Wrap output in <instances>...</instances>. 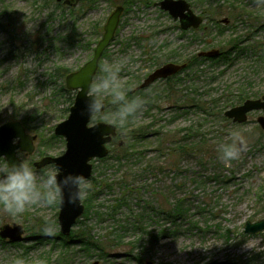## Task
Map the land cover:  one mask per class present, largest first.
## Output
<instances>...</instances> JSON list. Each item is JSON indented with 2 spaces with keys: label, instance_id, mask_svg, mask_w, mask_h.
Instances as JSON below:
<instances>
[{
  "label": "rangeland",
  "instance_id": "1",
  "mask_svg": "<svg viewBox=\"0 0 264 264\" xmlns=\"http://www.w3.org/2000/svg\"><path fill=\"white\" fill-rule=\"evenodd\" d=\"M160 1L86 0L72 7L58 0H0V124L20 119L37 135L35 152L18 154L34 168L42 155L59 156L66 149L65 138L54 133L70 105L58 70L75 71L92 57L117 5L124 11L93 83L105 61L119 65L121 81L128 92H136L166 60L192 59L214 48L225 53L191 62L172 100L164 98L161 80L137 90L147 102L126 134L119 128L108 156L92 160L93 188L72 237L61 234L59 206L33 207L15 219L0 212V227L17 223L25 229L20 242L0 239V264L17 256L26 264H205L214 259L264 264V250H258L264 249V230L245 231L248 220L264 219V128L257 121L264 111L250 112L242 124L224 115L264 95V7L257 8L254 0H187L207 20L204 29L182 31ZM183 101L187 104L178 108ZM111 111L109 106L105 113ZM98 121L108 122L103 116L91 119ZM132 129L145 137L132 142L127 136ZM232 130L241 131L249 149L226 167L216 149L230 141ZM126 142L135 143L129 160L122 158ZM55 168L35 170L43 174ZM44 216L56 220L54 236L40 230Z\"/></svg>",
  "mask_w": 264,
  "mask_h": 264
},
{
  "label": "water",
  "instance_id": "2",
  "mask_svg": "<svg viewBox=\"0 0 264 264\" xmlns=\"http://www.w3.org/2000/svg\"><path fill=\"white\" fill-rule=\"evenodd\" d=\"M64 4L72 6L79 0H61ZM161 9L168 11L174 19H179L182 28H198L203 23V18L197 15L187 0H161L158 2ZM124 10L123 5H117L108 17L104 25V33L97 42L92 57L86 61L78 70L71 71L65 76V84L68 89L76 91L74 103L70 107L68 117L59 122L54 133L63 136L66 140V149L59 156L45 155L34 161V166L41 169L47 165L54 164L61 170V175L83 174L90 178L93 173L92 160L94 158H105L109 154L108 144L115 138L118 128L109 122L98 121L91 123L92 117L87 112L86 93L91 87L97 74L100 60L106 48L113 40L120 23ZM229 22V19H224ZM220 50L217 48L202 51L199 55L217 57ZM184 65L168 63L152 72L140 87H148L153 81L176 73ZM254 110L264 111V95L259 98H248L239 105L228 108L224 115L237 123L248 120V114ZM258 122L264 128V115L258 117ZM36 134H31L22 120H8L0 124V157H5L7 162H19L18 152L24 151L32 154L35 149ZM16 140V143L13 141ZM122 145V142H119ZM58 221L60 231L69 235L73 226L85 212V205H73L65 202L59 206ZM264 230V219L255 222L247 221L245 231L256 233ZM24 227L21 224H4L0 227V239L9 242H20L23 240ZM98 264V262L94 263ZM205 264H240L239 261L211 260Z\"/></svg>",
  "mask_w": 264,
  "mask_h": 264
},
{
  "label": "clouds",
  "instance_id": "3",
  "mask_svg": "<svg viewBox=\"0 0 264 264\" xmlns=\"http://www.w3.org/2000/svg\"><path fill=\"white\" fill-rule=\"evenodd\" d=\"M254 4L257 8L264 7V0H254ZM101 71L103 74L86 93L87 112L93 118L103 116L126 134L127 125L147 101L141 96H128V89L120 79L119 65L105 61ZM109 106L112 111L106 114ZM229 135L230 141L219 144L216 149L217 158L226 167L249 149L248 141L240 130H232ZM17 159L19 162L0 163V212L13 219L23 216L33 207L52 208L65 202L79 205L93 188L91 180L83 174L61 175L59 168L38 174L28 160L21 159L19 155ZM40 230L45 235L54 236L58 231L56 220L44 216ZM11 264H26V261L17 256Z\"/></svg>",
  "mask_w": 264,
  "mask_h": 264
},
{
  "label": "trees",
  "instance_id": "4",
  "mask_svg": "<svg viewBox=\"0 0 264 264\" xmlns=\"http://www.w3.org/2000/svg\"><path fill=\"white\" fill-rule=\"evenodd\" d=\"M86 0H83V2H85ZM232 13H233V11H229V14L230 15H232ZM215 21V20H214ZM215 23L216 24H219L218 23V21L216 20L215 21ZM75 34V33H74ZM72 37H74L73 36V34L71 33L70 34V36H69V39H72ZM234 47V46H233ZM232 47V48H233ZM223 54H225L224 53V51H223V53L221 52V56L223 55ZM220 56V55H219ZM210 59H214V58H210ZM227 60H230V58H226ZM195 60H199V58H198V56L196 55V56H194V58H192L191 59V62H194ZM226 60V61H227ZM61 72V73H60ZM69 72V71H68ZM68 72H66V70H58V73H59V75H62V76H66V74L68 73ZM180 80L182 81V79L180 78ZM178 82H179V79H174L173 81H172V86H166L165 87V89L163 90V92L166 94L165 95V97L164 98H166L167 100H172V99H174V98H172L173 97V94H174V96H176L177 95V92H179V90L177 89V85H178ZM63 90H64V92L66 93V94H69V96H68V101H69V103H70V105H69V107L67 108V110L69 111L70 110V106L73 104V102H74V98H75V94H74V92H73V90H70V89H68L67 87H66V85H64L63 86ZM128 96L129 97H134V96H136V93L135 92H132V91H130V92H128ZM152 100H153V98H152ZM213 101H214V105H216V103L218 102L217 101V99L216 98H214L213 100H212V103H213ZM193 103H195L194 101H192ZM193 103H188V104H190L191 106L192 105H194ZM211 103V102H210ZM211 103V104H212ZM177 105H178V108H182L183 106H184V104H187L186 103V101H183V102H181V103H176ZM153 105V104H152ZM152 105H151V107H152ZM188 107V106H187ZM184 108V107H183ZM206 110H205V112H207L208 114L209 113H212L213 111L211 110H208L207 108H205ZM24 122V124L26 125V121H23ZM143 131H141V130H138V129H135V130H130L129 132H127V136L128 137H131V141L133 142V141H135V140H138L139 138L141 139V138H143V137H145V133H144V135H143ZM166 136H167V133H166ZM168 137H170V135L168 136ZM163 138H165L164 136H163ZM172 138V137H171ZM170 139V138H169ZM164 140V139H163ZM163 140H162V142H163ZM167 140V139H166ZM119 144V143H118ZM135 143H130V144H127V142H126V144L125 145H127V146H125L124 147V154L122 155V158H124V157H126V158H128V160H129V158H131L132 157V155H133V152H132V147H133V145H134ZM184 150H185V148H184ZM171 151H173L172 150V148H171ZM44 155H46V154H44ZM44 155H42V156H44ZM62 234V233H61ZM63 235V234H62ZM71 235V234H70ZM70 235H68V236H70ZM67 235H63V237L64 238H67L68 237ZM79 236V235H78ZM70 237H72V235L70 236ZM84 241V240H83Z\"/></svg>",
  "mask_w": 264,
  "mask_h": 264
},
{
  "label": "flooded vegetation",
  "instance_id": "5",
  "mask_svg": "<svg viewBox=\"0 0 264 264\" xmlns=\"http://www.w3.org/2000/svg\"><path fill=\"white\" fill-rule=\"evenodd\" d=\"M58 1H61V0H58ZM62 2V1H61ZM80 2H83V0H79L76 4H74V5H72V7H75V6H77ZM192 8V7H191ZM193 9V8H192ZM124 11V10H123ZM193 11H194V9H193ZM195 12V11H194ZM123 13V12H122ZM197 15H199V16H201L202 18H203V23L198 27V28H193V27H189V28H187V29H183L182 28V25H181V22L179 21V19H177L178 21H179V26H180V28H181V30L182 31H186V30H190V29H194V30H196V29H200L201 27L204 29L205 28V26L206 25H204L205 24V21L207 20L206 18H205V16H204V14L203 13H197V12H195ZM109 17V16H108ZM121 17H122V15H121ZM107 20H108V18H107ZM107 20H106V22H107ZM120 20H121V18H120ZM174 20H176V19H174ZM230 20V19H229ZM212 23H214V24H216L215 23V21L214 20H210ZM218 21V20H217ZM106 22H105V24H106ZM218 23H219V21H218ZM104 24V25H105ZM120 24V23H119ZM117 31V30H116ZM103 33H104V26H103ZM116 34V33H115ZM103 35V34H102ZM102 37V36H101ZM115 37V36H114ZM114 39V38H113ZM203 51H206V50H203ZM105 52V51H104ZM202 52V51H201ZM200 53V52H199ZM199 53H197V56H198V58H206L207 56H204V55H199ZM104 54V53H103ZM102 57H103V55H102ZM102 59V58H101ZM168 63H176V64H180V65H184L179 71H177L176 73H173V74H170V75H168V76H166V77H162V78H159V79H157V80H155V81H153L150 85H152V84H154V83H156L157 81H159V80H161V81H163V82H165V84H166V86L168 85L169 87L170 86H172L171 84H172V81L174 80V79H179V82H178V84L181 82V80H180V78H179V76H180V74H181V72H184V70H186L187 68H189V67H191V58L190 57H188L187 59H185V60H182V61H175L174 59H170V60H166L164 63H162V64H160V65H157L150 73H148L144 78H143V80L137 85V87L135 88V90H136V92H137V90L138 91H141V90H144V89H147L148 87H144V88H142V87H140V85L145 81V79L152 73V72H154L155 70H157V69H159V68H161V67H163L164 65H166V64H168ZM99 66H100V64H99ZM98 70H99V68H98ZM98 72V71H97ZM97 75V74H96ZM185 79V77L183 76V80ZM182 80V81H183ZM178 86V85H177ZM132 92H134L133 90H131ZM135 92V93H136ZM136 95H137V93H136ZM243 103V102H242ZM254 111H261V110H254ZM253 112V111H252ZM260 115H263V114H260ZM259 115V116H260ZM258 116V117H259ZM248 117H249V114H248ZM230 119V118H229ZM232 120V119H231ZM233 121V120H232ZM257 121H258V118H257ZM234 122V121H233ZM235 123H237V122H235ZM239 124H242V123H239ZM259 125H260V123H259ZM261 126V125H260ZM118 128V127H117ZM261 128H262V126H261ZM118 130H119V128H118ZM120 134H121V132L119 133V136H120ZM119 136H116L113 140H115V139H117ZM112 140V141H113Z\"/></svg>",
  "mask_w": 264,
  "mask_h": 264
}]
</instances>
